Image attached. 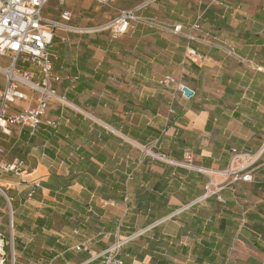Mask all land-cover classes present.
Here are the masks:
<instances>
[{"label": "crops", "instance_id": "obj_1", "mask_svg": "<svg viewBox=\"0 0 264 264\" xmlns=\"http://www.w3.org/2000/svg\"><path fill=\"white\" fill-rule=\"evenodd\" d=\"M150 7L143 16L197 24V40L141 24L116 39L58 30L54 65L67 79L58 93L86 115L53 106L54 129L0 136L7 160H24L32 179L0 177L13 189V264H102L118 233H143L121 251L123 264H264V0ZM215 37L227 48L213 47ZM189 47L199 63L186 59ZM171 75L194 95L160 84ZM248 151L260 156L253 181L232 178L225 203L205 196L199 169H227ZM23 178L40 184L32 198Z\"/></svg>", "mask_w": 264, "mask_h": 264}, {"label": "built area", "instance_id": "obj_2", "mask_svg": "<svg viewBox=\"0 0 264 264\" xmlns=\"http://www.w3.org/2000/svg\"><path fill=\"white\" fill-rule=\"evenodd\" d=\"M59 1L64 5L65 0ZM93 1L100 6H109L112 0ZM155 1H146L134 9H124L109 24L88 29L67 24L72 21L69 10L62 14L63 22L48 16L46 11L50 0H0V58L8 60L6 65L0 64V136L9 137L13 127L29 129L33 133L43 126L54 129L60 125V119H49V111L53 106L62 111L72 109L86 115L84 110L77 108L67 97L58 93V86L67 80L56 72L54 65L56 54L52 48L58 30H67L78 35L108 31L116 39L125 36L128 31L141 24L184 35L189 43L197 40L193 34L199 31L197 24L187 27L185 31L180 25H167L156 17L143 16L142 12ZM210 44L213 47L227 48L226 44L216 37ZM199 58L197 50L189 47L186 59L199 63ZM160 84L163 86L176 84L177 90L184 93V86L177 84L172 75L162 79ZM19 104L25 106L20 109ZM259 159V155L249 151L236 152L227 169H199L209 178L205 196H215L219 202L225 203L221 192L233 183L232 178L234 181L251 182L253 177L250 175V169ZM10 173L25 175L26 162L20 158L8 161L6 151L0 145V177ZM20 184L29 185L28 198H32L40 188L36 180L30 183L23 178ZM5 191L0 181V197H4L9 203ZM142 234L123 236L118 233L115 243L98 255L97 260L101 259L102 264H123L121 251ZM7 246L5 234L0 230V264L9 263Z\"/></svg>", "mask_w": 264, "mask_h": 264}, {"label": "rangeland", "instance_id": "obj_3", "mask_svg": "<svg viewBox=\"0 0 264 264\" xmlns=\"http://www.w3.org/2000/svg\"><path fill=\"white\" fill-rule=\"evenodd\" d=\"M146 1L150 0H112L109 6H100L93 0H65L64 5H61L59 0H50L46 14L48 16H51L53 19L58 20L59 22H63L61 16L65 12V10H69L72 14V21L67 24L77 27H85L88 29H95L97 27H102L109 24L110 21L113 20L120 11H123L124 9H133L135 7H138L140 4H144ZM157 1L160 0H156L155 3H157ZM152 4H154V2ZM152 4H150V6ZM150 6L147 8H151ZM102 32L109 33L108 31ZM97 33L98 32L90 34ZM7 155L9 158H14V156L12 155V151H10V153H7ZM153 156L157 157L156 154H153ZM25 177L29 180H32L31 177L26 176V173ZM12 191V188L9 191H5L9 199H11L12 197ZM10 221L11 205L7 200H5L4 197H0V229L5 234L6 242H8L10 239ZM7 250L9 252V245L7 246ZM8 259V264H13L10 256L8 257Z\"/></svg>", "mask_w": 264, "mask_h": 264}, {"label": "water", "instance_id": "obj_4", "mask_svg": "<svg viewBox=\"0 0 264 264\" xmlns=\"http://www.w3.org/2000/svg\"><path fill=\"white\" fill-rule=\"evenodd\" d=\"M183 92L185 97H192L194 95V91L189 89L187 86L183 88Z\"/></svg>", "mask_w": 264, "mask_h": 264}]
</instances>
